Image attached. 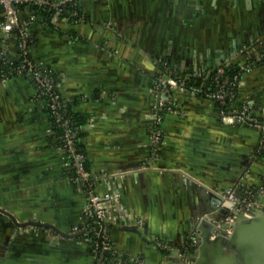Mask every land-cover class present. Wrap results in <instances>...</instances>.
Returning a JSON list of instances; mask_svg holds the SVG:
<instances>
[{"label": "crops", "instance_id": "crops-1", "mask_svg": "<svg viewBox=\"0 0 264 264\" xmlns=\"http://www.w3.org/2000/svg\"><path fill=\"white\" fill-rule=\"evenodd\" d=\"M76 1L84 21L65 26L44 24L29 6L20 11V21L33 19L31 56L59 73L62 95L86 117L82 146L97 190L113 197L115 249L138 264H180L178 251L201 215L221 220L232 212L227 202L242 198L246 208L249 193L259 192L264 156L254 127L225 121L216 103L180 89L172 100L181 110L165 111L163 140L153 144L154 106L168 98L159 77L263 54L264 0ZM5 19L0 5V54L10 48L17 56ZM241 84L238 100L264 119V55ZM56 133L29 77L0 82V264L92 262L85 192ZM228 191L229 199L218 196ZM134 217L144 223L135 228ZM195 242L187 254L200 257ZM204 250L211 259L214 247Z\"/></svg>", "mask_w": 264, "mask_h": 264}, {"label": "built area", "instance_id": "built-area-1", "mask_svg": "<svg viewBox=\"0 0 264 264\" xmlns=\"http://www.w3.org/2000/svg\"><path fill=\"white\" fill-rule=\"evenodd\" d=\"M23 4L53 7L55 12L51 21L56 26L84 21L76 0H0V5L4 8V14L6 15L5 21L2 22L3 28L7 32L13 29L18 31L16 33L17 56L10 53V48L0 54V59L10 55L17 62L16 66L12 67L8 74L0 75V82H5L19 74L29 77L35 83L36 98L45 103L54 124L62 129L55 136L62 143L69 161L68 167L70 170L73 169L72 180L77 182L85 192L84 217L87 225L84 231L91 245L92 262L90 264H138L142 262L141 259L120 254L112 243L109 226L110 223H118V219L112 217L109 212L113 197L110 194L102 195L97 190L95 175L85 166L86 155L80 144V142L82 143L81 136H79V133L83 131V127L82 125H74L73 119L66 111L70 100L66 99L61 93L60 77L54 75V69L40 65L31 56L33 40L29 35L28 27L33 19L20 21V6ZM65 10L70 11V16H63ZM262 42L264 43V38ZM247 53L246 51L242 52V56L238 61H228L215 68H203L189 75L161 71L159 79L167 89L168 98L167 101H157L154 106L152 114L154 126L151 135L153 144L159 145L163 140L162 122L165 111L179 113L181 110L172 100V90L180 89L203 96L216 103L219 106V113L225 121L248 124L254 127L259 133L257 151L264 156V119L255 114L247 102L238 100L242 86V75L249 71L256 62L262 60L264 53L256 56V58ZM228 66L237 69L235 72H228L226 70ZM193 78H200L202 81L201 83H193L191 82ZM259 192L264 193V179ZM228 193L230 196L232 191H228ZM257 193L258 191L250 192L249 199L245 200L246 208L242 207L239 210L252 209V207H255L258 211L263 210L262 206L255 201ZM133 222L135 228L144 223L139 217H134ZM91 233H94L92 237ZM195 243V236L191 235L183 244L182 249L178 251L180 264L188 263L187 253ZM155 245L165 251L172 249L168 242L161 239H156Z\"/></svg>", "mask_w": 264, "mask_h": 264}, {"label": "water", "instance_id": "water-1", "mask_svg": "<svg viewBox=\"0 0 264 264\" xmlns=\"http://www.w3.org/2000/svg\"><path fill=\"white\" fill-rule=\"evenodd\" d=\"M218 196L229 199L228 192L219 193ZM235 200V203H226L232 212L224 215L221 220L209 219L206 213L201 215L193 227L200 257L188 254L187 264H219V259L226 261V264H264V193L258 192L255 196V201L263 208L260 211L255 207L239 210L242 198ZM29 224L51 226L49 223L36 221ZM56 229L64 236H71ZM81 233H74L73 236ZM211 236H214L213 240L210 239ZM204 245L214 247L211 259L205 257Z\"/></svg>", "mask_w": 264, "mask_h": 264}, {"label": "trees", "instance_id": "trees-1", "mask_svg": "<svg viewBox=\"0 0 264 264\" xmlns=\"http://www.w3.org/2000/svg\"><path fill=\"white\" fill-rule=\"evenodd\" d=\"M25 7H27L26 4L21 5L20 6V11L22 12V10H24ZM29 7L36 14V16H38L41 19L40 21H42L46 25L54 26L52 21H51L52 15L55 12V9L53 7L42 6V5H37V4H33L32 6H29ZM69 12H67V10H65L63 12V16H70ZM15 31H16V33L18 32L16 29H15ZM16 63L17 62L14 61V59L11 58L10 55H7L6 57L0 59V75L8 74L12 70V67L16 66ZM236 69H237L236 67H231V66H228L226 68V70L228 72L229 71L235 72ZM54 75L56 77H58L59 73L56 70H54ZM195 79L196 78H193L191 82H193V83H195V82L196 83H201V81H202V79H200V78H197L196 80ZM66 111L68 112V114L73 119V124L74 125L80 126L86 121V117L84 115L79 114L77 112H74V110H72V102L71 101H70L69 105L67 106V110ZM52 122H53V120H52ZM53 128L57 132H61V130H62L59 126L54 124V122H53ZM79 136H81V141H82L83 131L79 133ZM80 144L82 146L83 143L80 142ZM83 151H84V148H83ZM85 166H86V168L90 169L87 159H85ZM69 172H71L70 174L73 175V169H71ZM90 235L92 237L94 235V233H91Z\"/></svg>", "mask_w": 264, "mask_h": 264}]
</instances>
